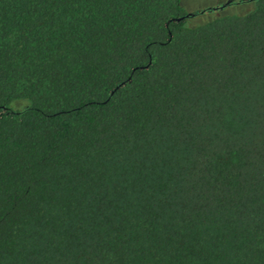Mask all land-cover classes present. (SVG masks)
<instances>
[{"label": "trees", "instance_id": "1", "mask_svg": "<svg viewBox=\"0 0 264 264\" xmlns=\"http://www.w3.org/2000/svg\"><path fill=\"white\" fill-rule=\"evenodd\" d=\"M247 3L0 0V264H264Z\"/></svg>", "mask_w": 264, "mask_h": 264}, {"label": "rangeland", "instance_id": "2", "mask_svg": "<svg viewBox=\"0 0 264 264\" xmlns=\"http://www.w3.org/2000/svg\"><path fill=\"white\" fill-rule=\"evenodd\" d=\"M248 0H182V6L193 17L188 23L190 26H198L202 23L212 20L214 16L222 15V11H213L212 9L226 7L229 11L237 14L239 10L247 11L254 6L253 3L240 4ZM239 4L237 7L236 5ZM202 13V14H201Z\"/></svg>", "mask_w": 264, "mask_h": 264}]
</instances>
